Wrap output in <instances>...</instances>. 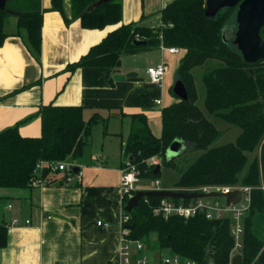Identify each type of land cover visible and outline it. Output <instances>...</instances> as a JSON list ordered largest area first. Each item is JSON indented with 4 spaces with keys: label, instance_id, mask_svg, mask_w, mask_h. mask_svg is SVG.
I'll list each match as a JSON object with an SVG mask.
<instances>
[{
    "label": "trees",
    "instance_id": "1",
    "mask_svg": "<svg viewBox=\"0 0 264 264\" xmlns=\"http://www.w3.org/2000/svg\"><path fill=\"white\" fill-rule=\"evenodd\" d=\"M94 0H71L73 18L80 19L84 28L97 29L122 21V0H111L97 10L86 13L85 8ZM7 7L22 11L18 16L19 27L27 30L28 39L36 52L42 48L43 9L41 0H7ZM52 8L63 11V0H52ZM206 0H173L162 10L163 24L156 28L121 24L110 31L100 42L91 46L77 61L69 63L67 70L80 67L121 68L124 54H136L153 48L176 47L185 50L177 69L188 91V99L166 106L162 110V133L154 134L144 112L127 113L131 132L122 142V166L130 161L143 180L162 177V168L151 160L161 157V166L176 168L175 158L167 160L166 150L175 139L188 143L186 152L202 153L180 172L175 182L178 189L188 190L206 184L233 185L240 182V175L248 163V152L261 146L259 161L249 166L243 182L255 188L252 204L243 219V248L239 252L241 264H264V241L255 232L256 216L264 212V190L258 187L264 178V58L255 63L246 62L241 52L225 41L223 29L230 24V17L237 14L238 6L221 9L214 18L205 15ZM9 15L0 9V46L7 34L3 20ZM264 37V28L262 29ZM145 39L146 45L136 44ZM213 63L202 75L205 94L204 104L215 118L238 124L242 132L235 141L216 144L220 130L201 108L200 94L194 69ZM26 88V87H24ZM23 88V89H24ZM82 105H47L41 110L42 133L26 136L19 125L0 131V200L7 199L1 190L32 187L38 177L37 165L41 160L73 162L82 157L90 143L93 127L103 122L107 132L109 117L95 111L87 119ZM131 157L133 158L131 160ZM46 184L65 181L67 172H52L44 167L40 172ZM161 197H144L130 212L128 236L142 240L148 249L170 250L197 264H232L231 251L235 244L232 220L208 219L200 214L189 218H165L154 212ZM129 200L124 196V207ZM156 234L155 239L152 235ZM8 242V223L0 222V248Z\"/></svg>",
    "mask_w": 264,
    "mask_h": 264
},
{
    "label": "crops",
    "instance_id": "2",
    "mask_svg": "<svg viewBox=\"0 0 264 264\" xmlns=\"http://www.w3.org/2000/svg\"><path fill=\"white\" fill-rule=\"evenodd\" d=\"M172 1L122 0L120 23L90 29L73 18L71 0H63L62 12L52 8V0H41L43 27L39 53L31 46L27 30L19 27L18 16L7 15L3 20L7 37L0 46V131L19 125L23 135L40 136L44 106L82 105L86 107L87 119L95 111L109 117L105 134L120 135L121 144L129 136L132 123L130 116H122L121 108L127 113L144 112L154 134L160 136L163 108L180 98L173 92V86L185 50L178 48L174 53L166 50L161 60L148 66L167 64L160 84L150 80L148 67L144 75L135 72L126 75L121 68L93 66L71 72L67 65L121 24L161 26L162 10ZM157 99L160 104L155 102ZM112 117L121 123L120 129L109 131ZM83 156L84 153L79 160ZM75 163V170L81 175L69 183H60L63 177L59 174L51 185L1 190L9 202L2 221L10 224L18 218L20 224L8 231L7 245L0 248V264H124L119 227L125 211L120 190L122 148L119 157L112 161L102 146L93 148L88 159ZM99 220L112 226L103 228L98 225ZM155 237L153 234L152 238ZM144 254L148 258L145 264H167L164 258L173 256L170 250L146 247L139 251L133 247L132 264H137Z\"/></svg>",
    "mask_w": 264,
    "mask_h": 264
},
{
    "label": "built area",
    "instance_id": "3",
    "mask_svg": "<svg viewBox=\"0 0 264 264\" xmlns=\"http://www.w3.org/2000/svg\"><path fill=\"white\" fill-rule=\"evenodd\" d=\"M161 48L166 49L167 51L174 53L179 49L176 47H166L161 45ZM167 64L165 62L158 63L148 67L147 73L152 82L160 84L167 72ZM157 104L161 103V100H155ZM153 163H158L156 158L152 159ZM49 167L52 172L58 170L67 172L65 182H71L74 177H80L81 172L75 170V165L71 164L69 161H46L41 160L36 169L38 177L34 180V184H46V180L40 175L44 167ZM143 179L138 175V171L130 161L127 162V166L121 169L120 177V190L123 193V196H128L129 198L133 196L139 189H162L165 188L162 186L160 179L153 181V186H145L141 184ZM255 187L247 184H233V185H218V184H208L201 185L188 190L210 193L213 191H219L224 193H229L236 189L241 191V199L237 203H228L226 197L223 196H210V197H201V198H192V199H174V198H161L158 204L154 206V212L158 215H161L165 218L170 216H182V217H192L196 215L203 214L208 219H225L231 218L232 220V233L234 235L235 244L231 251V262L234 256L239 255V252L243 248V235H244V226L243 219L247 212L250 209L252 204V191ZM221 197L224 198V201H221ZM130 216L125 211L121 215L119 222V227L122 233V239L120 244V255L124 264H132V249L136 247L139 251H144L146 246L142 240L132 239L128 236L130 232L129 223ZM26 223L29 224L30 220H26ZM98 225L103 228H110L112 225L110 222L99 220ZM20 224L18 218H14L10 224H8V231L11 230L13 226ZM147 255H142L137 260V264H145L147 262ZM164 262L175 263V264H197L196 261L191 259H184L180 255L173 254L171 257L164 258Z\"/></svg>",
    "mask_w": 264,
    "mask_h": 264
},
{
    "label": "water",
    "instance_id": "4",
    "mask_svg": "<svg viewBox=\"0 0 264 264\" xmlns=\"http://www.w3.org/2000/svg\"><path fill=\"white\" fill-rule=\"evenodd\" d=\"M111 0H94L86 8L85 12L90 13ZM7 0H0V9L10 15L22 16V11L13 10L6 5ZM238 6L236 14V24H228L223 29V38L225 41L232 40V44L243 55L246 62L255 63L264 58V37L262 29L264 28V0H206L205 15L214 18L217 13L226 7ZM136 44L146 45L149 43L145 39H136ZM173 92L183 100L189 97L186 85L181 78H177ZM188 149V143L183 139H175L166 150L167 160L176 158ZM133 158L131 157V160ZM161 164L157 163L156 171H160ZM77 170V168H76ZM241 191L236 189L229 193L213 191L210 193L196 192L185 189H139L131 196L125 206V210L130 212L144 197H165L174 199H192L210 196L226 197L228 203H237L241 199ZM134 225L130 226V229ZM242 258L236 255L232 259V264H241Z\"/></svg>",
    "mask_w": 264,
    "mask_h": 264
},
{
    "label": "rangeland",
    "instance_id": "5",
    "mask_svg": "<svg viewBox=\"0 0 264 264\" xmlns=\"http://www.w3.org/2000/svg\"><path fill=\"white\" fill-rule=\"evenodd\" d=\"M230 22H231L230 24L237 25L235 11L230 17ZM164 51H166V49L160 48L159 50L155 49V50L147 51V52L143 51V52L136 53V54H124L122 58V64H121L120 70L122 73L126 75L133 73V72L139 73L140 75H144L147 67L150 64L154 63L157 59L159 60L162 59V57L164 56ZM169 63L172 66L174 65V62L170 61ZM212 66H214V64L210 63L209 65L198 66L194 69L196 83H197L199 94H200V99L198 103L201 106V108L207 113L208 117L215 122L217 128L221 132L220 137L218 138L216 144H225V143L235 141L238 138V136L241 134L242 129L238 124L227 122L220 118L219 119L215 118L213 115L208 113V111L206 110V107L204 104L205 88H204L202 75L207 68H211ZM120 125L121 123L118 120H115L113 117L110 118L109 131H113V129L118 130ZM91 140L92 141H90V143L85 147L83 158H81L80 160L79 159L75 160V162L80 163L82 159L84 160L88 159L90 157V152L93 148L101 149L102 146H104V151L110 155L111 161L119 157V152H120V147H121L120 146L121 145L120 135H117V134L106 135L105 125L103 122H99L93 127V135H92ZM201 153L202 151L185 152L182 155L175 158V163L177 166L176 168L163 166L162 167V177L160 178L162 182V186L163 187L164 186L165 187L175 186V182L179 178L180 172L188 168L189 165ZM155 158L158 160V164H161V157H155ZM256 161H259V163L261 164V146L260 145L257 148H255L253 151L248 152V163L246 165V168L244 172L240 175V182L235 183V184H244L243 182L244 174L246 173L249 166L256 163ZM73 162H71V164L77 165L75 162L74 163ZM141 184L151 187L153 186V180H142ZM258 187L264 190V178L262 179L261 184ZM174 189H178V188H174ZM221 201H224L223 197H221ZM8 203L9 202L5 199L0 200V222L2 221L3 213L8 212ZM255 219H256V223L254 226V230L256 234L264 241V212L258 213Z\"/></svg>",
    "mask_w": 264,
    "mask_h": 264
}]
</instances>
